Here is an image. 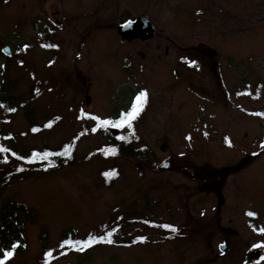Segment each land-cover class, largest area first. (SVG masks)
<instances>
[{
  "label": "rangeland",
  "instance_id": "obj_1",
  "mask_svg": "<svg viewBox=\"0 0 264 264\" xmlns=\"http://www.w3.org/2000/svg\"><path fill=\"white\" fill-rule=\"evenodd\" d=\"M141 13L156 33L127 41L118 25ZM0 85L16 106L0 108V131L20 147L75 142L77 157L1 192V217L25 206L13 213L26 239L2 264H264V0H0ZM141 90L132 127L117 129L145 143L142 175L93 118ZM67 227L75 239L111 228L115 242L59 255Z\"/></svg>",
  "mask_w": 264,
  "mask_h": 264
},
{
  "label": "trees",
  "instance_id": "obj_2",
  "mask_svg": "<svg viewBox=\"0 0 264 264\" xmlns=\"http://www.w3.org/2000/svg\"><path fill=\"white\" fill-rule=\"evenodd\" d=\"M10 104H12L11 98L0 97V108H2L5 112L15 111L16 106ZM24 104V102H21L20 106L24 107ZM28 118L30 121V131L36 132L44 127L42 124L36 125L33 123L30 117ZM117 118L118 116L114 115L111 117V119ZM51 122L52 121L50 120L44 124L51 125ZM97 123L100 124L98 120ZM104 127L105 125L103 128ZM104 134L107 138L106 146L108 153L111 152L114 156L129 158L133 165H135L138 174L142 175V169L148 165L153 166L152 159L148 154L145 143L141 142L140 137L132 129L126 128L125 130H120L117 135H112L109 133L108 129H104ZM121 136L124 137L123 140L118 139V137ZM16 139L17 138H15L14 133L9 131H0V194L3 190L9 187L13 180L30 177L32 174H51L52 172L62 169L63 165H71L77 159L75 153V142L71 143L62 141L57 146H48L47 144H42L39 146L20 147L17 145ZM112 149H115V153H113ZM33 152L37 153V155L33 156ZM13 153H15V155H13ZM44 153H47V155H44ZM101 173L105 186L110 185L115 179V172L112 168H105V170H102ZM8 205L13 207L12 212H10V214L5 213V215H2V217L0 216V264H2L5 260V251L10 250L14 254L16 252H23V250L26 248V239L25 235L23 234L24 227L22 224H17L16 217L14 216L15 213H13V211L25 209V206L22 204L21 206H18L11 201L8 202ZM110 229L111 228L104 229L102 233H98L97 235L87 233L86 235L82 237H76L75 239L74 236L76 232L73 228L67 227L61 232V242L64 240H71L73 243H61V247L57 250L58 254L62 255L69 251H83L87 250V248H93L100 244L114 243L115 241L111 235H107V233L110 232ZM44 235L45 234L42 233L41 240H43ZM90 236H104L105 239L103 241L97 240L96 242H92L89 240ZM83 240H89V245L87 247H84L82 244H75L76 241ZM109 240L111 242H108ZM137 240L138 242L146 241L145 238L142 240ZM13 245L15 246L13 247Z\"/></svg>",
  "mask_w": 264,
  "mask_h": 264
},
{
  "label": "snow or ice",
  "instance_id": "obj_3",
  "mask_svg": "<svg viewBox=\"0 0 264 264\" xmlns=\"http://www.w3.org/2000/svg\"><path fill=\"white\" fill-rule=\"evenodd\" d=\"M191 63H195V61H192ZM146 97V92L144 90H141L140 92H138L135 97L132 100V104L131 107L127 110V111H121L118 114V118L117 119H101L100 117H93L96 120H99L100 125L104 126V125H108V124H112L113 127L115 128H121L125 125H127L129 128L132 127L131 125V121L132 119L137 115V113L140 110L141 107V103L144 100V98ZM11 110V109H9ZM95 130V129H94ZM118 139L123 140L124 137H118ZM264 143V142H262ZM113 153H115V149H112ZM66 154V153H64ZM13 155H15V153H13ZM37 155V153L33 152V156ZM44 155H47V153H44ZM23 158V157H22ZM249 215H253V213H249ZM162 227L164 228H171L173 231H175V226L173 225H162ZM112 231H115V229H112ZM108 236L111 235V233H107ZM105 239L104 236H99V237H89V240H91L92 242H96L97 240L103 241ZM138 239L142 240L144 239L143 237H138ZM89 240H83V241H76L75 244H82L84 247H87L89 245ZM108 242H111L110 240ZM63 244H72L73 241L71 240H64L62 242ZM15 245H13L14 247ZM78 250H82V249H78ZM13 253L9 250V251H5L4 252V259H7L8 257H10ZM49 253L45 252V256H47Z\"/></svg>",
  "mask_w": 264,
  "mask_h": 264
},
{
  "label": "water",
  "instance_id": "obj_4",
  "mask_svg": "<svg viewBox=\"0 0 264 264\" xmlns=\"http://www.w3.org/2000/svg\"><path fill=\"white\" fill-rule=\"evenodd\" d=\"M118 33L128 41H131V39L134 38H150L153 37V34L155 33V25L153 24V22H151L148 15L142 14L141 16L133 20H128L120 23L118 27ZM2 51H4L8 55L12 53L9 46L7 45L3 47ZM166 165L167 164L165 162L162 163V166ZM218 248L220 249V251H225L227 248L226 243H220L218 245ZM250 255H253L254 257L258 255L255 251L254 246L251 248V253L248 257H250Z\"/></svg>",
  "mask_w": 264,
  "mask_h": 264
},
{
  "label": "flooded vegetation",
  "instance_id": "obj_5",
  "mask_svg": "<svg viewBox=\"0 0 264 264\" xmlns=\"http://www.w3.org/2000/svg\"><path fill=\"white\" fill-rule=\"evenodd\" d=\"M92 9H94V8H90L89 7V10H92ZM142 14H146V13H141V15ZM140 15V16H141ZM146 15H148V14H146ZM149 16V15H148ZM139 17V16H138ZM136 17H132L131 15L129 16V17H127V18H125L123 21H120V23L121 22H125V21H128V20H133V19H135ZM149 18H150V20H151V22H153V18L152 17H150L149 16ZM153 24L155 25V23L153 22ZM156 25H155V33H156ZM155 33L153 34V36L155 35ZM151 38V37H150ZM150 38H134V39H131V40H140V41H142V40H148V39H150ZM128 41V40H127ZM167 52V51H166ZM143 55H144V53H142L141 54V56L143 57ZM181 61L182 62H184L185 64H187L188 66H190L191 67V69H195L196 71H197V69L199 70L200 69V61L199 60H197V61H195V60H193V59H190L189 57L188 58H186V59H184V58H182L181 59ZM192 61H195V63L193 64V63H191ZM173 72H175V71H173ZM132 104V103H131ZM116 116V115H115ZM118 116V115H117ZM132 125V124H131ZM128 128V127H127ZM118 131H120L119 129H117ZM221 201H223V199H220ZM249 213H253V215H250V220H252V221H255L256 219H257V217H258V213L256 214L255 212H254V209H249V211H248V214ZM260 225L262 228L261 229H263L264 230V217L262 218V220H261V222H258V223H255V224H253V225ZM224 242L226 243V250L229 248L228 247V241H227V239L226 240H224ZM224 253V252H223ZM260 253V251H258V253L257 254H259ZM257 256H259V255H257Z\"/></svg>",
  "mask_w": 264,
  "mask_h": 264
}]
</instances>
